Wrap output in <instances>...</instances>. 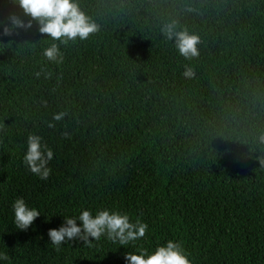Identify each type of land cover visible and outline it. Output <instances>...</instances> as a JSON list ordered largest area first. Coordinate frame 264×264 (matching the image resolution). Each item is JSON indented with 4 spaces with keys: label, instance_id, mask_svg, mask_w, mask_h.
Returning <instances> with one entry per match:
<instances>
[{
    "label": "trees",
    "instance_id": "1",
    "mask_svg": "<svg viewBox=\"0 0 264 264\" xmlns=\"http://www.w3.org/2000/svg\"><path fill=\"white\" fill-rule=\"evenodd\" d=\"M77 3L98 30L55 41L59 63L35 21L0 34V264H125L134 248L103 237L49 244L62 216L103 208L148 225L136 247L176 239L192 264H264V0ZM13 14L29 19L0 0V21ZM173 20L199 36L196 57L162 36ZM29 134L53 152L46 179L23 162ZM17 198L41 214L23 231Z\"/></svg>",
    "mask_w": 264,
    "mask_h": 264
},
{
    "label": "clouds",
    "instance_id": "2",
    "mask_svg": "<svg viewBox=\"0 0 264 264\" xmlns=\"http://www.w3.org/2000/svg\"><path fill=\"white\" fill-rule=\"evenodd\" d=\"M13 2L29 19L24 20L14 14L10 15L7 23L0 21V30H2L0 34L7 36L17 29L27 30L35 21L38 31L54 41L44 48L42 53L50 62L59 63L62 60L55 41L66 44L76 38L84 40L98 30V26L79 8L77 0H13ZM161 34L174 44L177 52L185 59L198 55L199 36L187 29H178L176 21L165 23L161 27ZM183 74L186 77L194 75L188 65L184 66ZM63 115L57 113L53 119L60 120ZM258 141L264 143V133L258 136ZM25 143L24 164L40 179L48 178L51 171L48 164L53 158L52 150L42 142L40 136L35 134H29ZM260 163L264 165V160H260ZM12 212L16 229L21 231L27 230L41 215L36 208H30L23 198H17L12 203ZM62 217V223L58 228H50L47 231L49 244L54 248L59 249L62 244L77 241L91 246L92 242L99 241L103 237L120 247L134 248V251L124 253L125 264H192L183 243L176 239H168L151 250L136 247V242L146 236L148 225L138 217L131 219L126 212L103 208L93 213L85 209L78 215ZM8 259L6 253L0 252V261Z\"/></svg>",
    "mask_w": 264,
    "mask_h": 264
}]
</instances>
